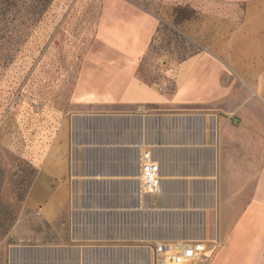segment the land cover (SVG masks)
Masks as SVG:
<instances>
[{
	"label": "crops",
	"instance_id": "crops-1",
	"mask_svg": "<svg viewBox=\"0 0 264 264\" xmlns=\"http://www.w3.org/2000/svg\"><path fill=\"white\" fill-rule=\"evenodd\" d=\"M97 1L65 104L34 117V229L17 224L0 264H138L186 239L216 244L198 264H264V0ZM162 25L198 50L172 68L152 59L147 79ZM145 155L160 166L153 193ZM189 190L200 219L186 237Z\"/></svg>",
	"mask_w": 264,
	"mask_h": 264
},
{
	"label": "rangeland",
	"instance_id": "rangeland-1",
	"mask_svg": "<svg viewBox=\"0 0 264 264\" xmlns=\"http://www.w3.org/2000/svg\"><path fill=\"white\" fill-rule=\"evenodd\" d=\"M97 9V0H0V243L16 241L20 221L28 231L34 229L33 212L24 207L42 152L34 117L45 107L65 104ZM151 46L141 67L147 79L153 78L152 59L163 58L172 68L198 50L166 25ZM185 202L190 207L185 209L181 233L189 237L200 219L193 208V190L185 192ZM89 231L95 233L96 226L90 225ZM138 264H153L151 250Z\"/></svg>",
	"mask_w": 264,
	"mask_h": 264
},
{
	"label": "built area",
	"instance_id": "built-area-1",
	"mask_svg": "<svg viewBox=\"0 0 264 264\" xmlns=\"http://www.w3.org/2000/svg\"><path fill=\"white\" fill-rule=\"evenodd\" d=\"M160 166L149 155L144 156L140 169V186L146 193L156 192L160 186ZM36 215H39L37 210ZM208 243H211L210 245ZM214 242L179 240L157 242L151 248L153 264H198L210 261Z\"/></svg>",
	"mask_w": 264,
	"mask_h": 264
},
{
	"label": "trees",
	"instance_id": "trees-1",
	"mask_svg": "<svg viewBox=\"0 0 264 264\" xmlns=\"http://www.w3.org/2000/svg\"><path fill=\"white\" fill-rule=\"evenodd\" d=\"M185 58V57H184Z\"/></svg>",
	"mask_w": 264,
	"mask_h": 264
}]
</instances>
